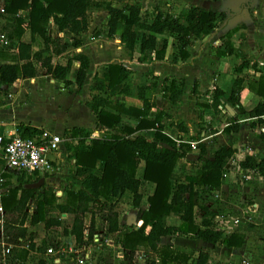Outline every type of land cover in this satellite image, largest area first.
Here are the masks:
<instances>
[{"label":"trees","instance_id":"trees-1","mask_svg":"<svg viewBox=\"0 0 264 264\" xmlns=\"http://www.w3.org/2000/svg\"><path fill=\"white\" fill-rule=\"evenodd\" d=\"M105 1L0 0V7L3 10L0 17L6 16L5 26L0 32L5 33L9 41L6 48H0V59H10L9 57L12 56L11 63L0 64V92L7 91L17 80L36 77L40 70L50 74L52 79L62 83L66 89L71 85L82 88L89 69V61L85 56H75L68 59L64 65L54 64L52 60L69 48L77 49L81 46L82 43L77 37L87 31V12L90 8H104L107 12L105 36L107 39L120 37L121 45L129 54L135 51L138 44L140 54L138 61L141 63L164 59L166 42L163 41L161 48L158 49L156 41L157 36L161 35L172 36L178 56L181 60L186 59L191 36L199 38L209 35L215 30L217 24L226 18V14L222 11L204 9L195 5L182 10L178 15L162 13L155 8L152 17L148 19L145 18L147 15L143 14L138 2L125 4L118 8ZM206 1L217 3L222 0ZM19 12L24 14L20 15ZM50 24L56 28L55 37L50 34ZM26 32L30 35L29 43L22 40ZM65 37L69 38V42ZM36 38L41 40L43 48L33 52L31 43ZM226 46L225 54H233V48L229 44ZM12 50L16 53L9 55ZM73 61H77L79 65L75 78L71 82L68 75L71 72ZM246 65L242 63L239 70ZM107 69L105 79L108 89L122 84L130 74L120 64H109ZM243 83L244 80L239 77L233 81L226 101L232 107H238L240 114L257 118L254 123L261 124L263 120L260 117L264 115V64L260 67L258 79L249 81L246 85L253 95L261 99L249 112H245L238 99L243 90ZM182 84L178 82L176 87ZM174 85L172 81L171 88ZM102 87L101 85L100 88ZM148 90L147 88L138 90V97L143 101L140 110L120 103L113 105L108 98H92L87 106L95 114L97 126L105 128L104 135L97 139L91 138L90 132L82 128L75 127L65 130L64 135L70 139V144L66 145V149L70 153L69 158L75 160L77 167L75 174L84 175L81 189H75L72 186L65 187L62 196L56 197L52 189H45L42 185L40 198L35 201L34 212L29 216L26 210L30 201L34 199L36 190L28 189L26 185L35 182H32L31 178L24 179V177L16 176L17 183L11 185L10 176L7 173L2 174L5 180L3 187H7L8 190L0 197V204L5 214L15 215L13 220L5 219L4 231L8 236L28 242L26 249L13 248L11 256L18 254L20 262L31 257L36 259L34 264H49L44 257L47 248L46 241L42 240L38 245L34 243L33 233L29 232L24 224L25 222H28L29 226L42 224L44 229L60 227L62 225L60 219L46 216V209L50 207H53L59 215L72 216L69 230L64 229L63 231L73 238L75 247H79L83 244L84 219L90 213L92 205L98 206L99 214L98 212L97 214L90 213L88 239H92L95 225L98 223L104 226L106 236L119 233L118 242L123 250L128 252L126 255L129 262L133 253L139 247H144L157 255L159 264L188 263L190 255L169 247L158 248L160 239L163 237H188L190 235L212 245L220 241L222 233L210 229L215 215L200 203L199 192L203 189L220 187L222 171L227 167L234 150L221 147L214 152L213 159L209 160L205 158L204 146H199L200 168L195 175L186 177L187 184H178L173 189L170 177L176 163L185 156L188 150L190 151V146L185 144L177 147L173 140L163 134L160 114L150 123L142 119L151 108L148 98L144 97ZM224 97V93L219 89L213 90L210 107L214 112H217L218 107L223 105ZM106 108L114 109L115 114L108 112ZM121 114L139 117L141 120L135 128L119 127V115ZM142 128L154 131V138L151 142H147L142 137L129 139ZM238 129V123H234L225 127L223 132L225 134L236 133ZM17 132L22 138H29L42 131L18 125ZM260 136L264 137L263 134ZM158 145H163L159 151L157 150ZM141 162L144 164L142 180L153 183L155 188L153 194L146 198L148 209L140 213L138 223L135 228H131L120 224L117 206L125 192L132 195L131 207L133 209H139L142 206V196L139 193L141 179L137 177V169ZM239 166L243 170H252L259 177L264 178V157L246 156L239 162ZM39 179L34 181L38 182ZM195 210L202 213L201 227L203 229L194 224ZM171 214L179 219L178 226L166 225V218ZM242 243V236L236 234H231L222 241L226 247L240 248ZM207 261L208 255L199 252L196 264H207ZM145 264H155V262L149 259Z\"/></svg>","mask_w":264,"mask_h":264},{"label":"crops","instance_id":"crops-1","mask_svg":"<svg viewBox=\"0 0 264 264\" xmlns=\"http://www.w3.org/2000/svg\"><path fill=\"white\" fill-rule=\"evenodd\" d=\"M107 1L109 2V0ZM258 1L261 2L263 0H222L217 3H209L206 0H165L163 3L156 1L157 4H155L154 7L151 9H145L143 7V0H137L136 2L141 5L143 12H146L145 15H147L148 19L152 17L155 8H158L162 13L178 15L182 10H186L195 5H199L204 9L222 11L226 14V18L219 22L215 30L209 35L199 38L191 36L188 47V55L184 60H181L178 56L175 40L170 35H161L156 38L158 49L161 48L163 41L166 42L164 59L162 61L141 63L138 61L140 56L138 44L135 51L132 54H129V52L121 45L120 37H116L114 39H107L105 37L107 28L104 29V37L103 35L100 37L101 42L99 41L100 43L98 45V40L96 38L92 37L90 39H86V33H90L92 29V24H89L86 33L84 32V34L82 33L83 35L80 34L81 36L77 37V39H80L82 43L79 48H69L65 53L54 57L52 60L54 64L64 65L65 63L63 62L57 63L64 56H66L65 62L78 55L85 56L89 61V69L87 71V78L82 88L79 89L76 86L71 85L70 87L74 88L73 90H70L72 92L70 93L66 90L62 83L52 79L50 74H47L45 71L40 70L36 77L32 79L17 80L7 91L0 92L3 96V99H0V137L2 138V145L7 141L8 137L17 130L18 125H24L42 132L47 131L53 135L59 136L61 138V142L59 143L57 150L48 155V158L51 160L53 166L52 175L44 178L36 176L33 179L31 178V180L32 182L37 183L34 180L37 178L43 179L44 183L42 185H44L45 189L50 188L54 192L60 191L62 196L63 189L71 185H68L66 182L64 184V188L61 190L56 188L55 183H64L66 180L64 178L70 177V173H72L73 170L74 172L72 174L75 175L76 178L81 179V181L84 178V175L78 176L75 174L77 167L75 165V160L69 158L70 153L67 152L66 149V145L70 144V139L68 136L64 135L65 130H70L71 128L76 127L90 132L91 138L97 139L103 136L105 128L97 126V118L93 111H91L87 106L91 103L92 98H108L113 105L115 103H120L124 104L126 107H133L140 110L142 109L143 101L138 97V90L141 88H147L149 90L144 97L148 98L151 108L149 109L148 114L142 119L145 120V122L150 123L157 115L160 114V124L163 126V134L173 140L177 147L185 144L190 146V151L188 150L185 156L176 163L170 177L171 187L173 189H175L178 184H187L186 177L195 175L197 170L200 168V162L198 161L199 146H204L206 152L205 158L209 160L213 159L214 152L221 147L232 148L234 150V154L232 158L229 159L227 167L222 171L220 187L217 189L201 190L199 192V201L203 206L208 208L210 212L214 213L215 217L229 215L227 218H236L238 225H236L232 230L228 229V233L220 231L222 233V237L215 245L195 239L189 235L188 237H163L160 239L158 248L169 247L190 255V259L186 264H196L199 252H203L208 255L207 264H241L243 261L248 262V264H264V239L258 240L254 244H247V240L251 235H260L257 228H263L257 227L253 223L252 215L257 206L258 199L263 201L264 199L259 196L254 197L251 205L243 210L239 209L238 212L235 211L231 213L227 211L222 213L224 208H221L223 197L222 193L227 189H230L231 185L236 182L242 184L253 175L258 177L259 180H264V178L259 177L252 170L242 169L241 173H237L235 168H232V161L235 163L237 162L239 165V162L246 156L255 158L264 157V137H261V134L256 132V123H254L255 121L252 120L249 115L240 114L238 112V107H232L226 101L231 92L233 81L237 77L243 79L244 75L248 73L249 70L251 71L254 69L255 73L258 75L255 78L258 79L260 75L258 70L264 64V29L262 28V18L264 17V13ZM166 3H168L167 6H171L172 10L166 9ZM111 5L113 7L120 8L114 3ZM157 5H159V7H157ZM19 14L23 15L24 13L19 12ZM5 23L6 16L0 17V31L5 26ZM106 23L107 20L105 22V27ZM50 34L53 37L57 35L56 28L52 24H50ZM22 40L27 43L30 42V35L28 32L24 34ZM113 40H115V46L106 43L112 42ZM40 41V39L36 38V40L31 43L33 52L43 48L42 42ZM226 44H229L233 48V54H225L227 51ZM15 53L16 52L12 50L9 55H14ZM223 53L225 55L222 56L221 54ZM11 57H9L10 59H0V64L11 63ZM242 63H246L247 65L239 70ZM109 64H120L130 72L128 78L122 84L111 89L106 87L108 83L105 79V75L108 72L107 65ZM72 65L71 72L68 75V79L71 82L75 78L79 64L77 61H73ZM134 71L138 74L146 72L152 73L150 76L146 74V78L151 81V83L147 80L145 83L137 86L135 90L134 88L128 87L129 80ZM172 81L175 85L171 88ZM178 82H182V86L180 85L179 87H176ZM101 85L103 86L102 88H100ZM52 88H54V90H51ZM216 88L222 91L225 97L222 100L223 105L218 107L217 112H214L210 106L212 102L213 90ZM157 90H160L161 94H156ZM113 91H117V93L112 95ZM171 94L175 95L171 96ZM114 96H116L115 98H118L115 100ZM253 98L256 99V106L258 104V97L253 95V93L246 88L244 82L243 90L241 91L238 99L245 112H249L255 107L253 106L251 109L247 110L244 106L248 99L252 101ZM162 100L168 102L170 106L177 105L178 103H184L183 105L187 107L190 104L189 101H199V103L202 104L201 107L211 110V116L209 118L211 122L208 123L211 126L214 121L225 119V117L234 121L233 124L238 123L239 129L236 133L230 132L229 134H224L228 136L229 139L233 137L236 139L241 138L243 135L241 134V131L243 132L245 129L243 128L244 126L242 125V122H250L249 128L254 133V139L252 138L251 143L252 148L246 150L244 149L248 143L246 136L244 141L236 142L235 145L231 144L230 147L220 145L219 147L214 149L212 148V150H210L209 141L213 138H217L216 142L219 143V137L224 138L223 129L232 124L226 123L225 126L218 131L211 128L204 129L198 136L197 134H194L191 129H188L189 126H186L184 121H171L170 113L158 106ZM227 107L234 112L233 116L229 115ZM106 110L115 114L114 109L106 108ZM239 115L240 117L246 116V118H237ZM119 117V127L125 126L135 128L141 120L139 117L125 116L123 114L119 115ZM167 121H169V123ZM201 127L204 126L201 125ZM135 137H142L147 142H151L154 138V131L142 128L140 131L130 136L129 139H133ZM162 147L163 145H158L157 150L159 151ZM241 148L244 149V151ZM97 166L98 162L96 164V167ZM143 169L144 164L141 162L137 169V177L141 179L139 193L142 196V206L139 209L132 208L124 214L119 212L120 224L123 226L135 228L139 221L140 213L148 209L146 198L151 196L154 192L155 185L151 182L142 180ZM0 171L2 174L7 173L10 176L11 185H15L17 183L18 178L14 175V173L11 171L7 172L6 169H3L2 161H0ZM243 176H245V178L242 180ZM40 187L36 189V193L41 191ZM81 188L82 187L80 186L79 189ZM6 190H8V188L3 187V193H5ZM126 197V201L129 203V207H131V193L125 192L122 198L126 199ZM35 201L34 199L30 201V203L33 202L31 203L33 209H35ZM63 215H59L56 212V217L62 222L61 226H63V221L68 219L70 216L65 214ZM201 217L202 213L195 210L194 224L203 229L201 227ZM215 217L213 219V224L210 227L212 230H217L214 227ZM179 223V219L173 214L166 218L167 226H178ZM39 225H28L27 227L28 231L33 233L34 243L37 245L38 243L35 241V231ZM70 225L71 223L69 224V227ZM98 225L96 224L95 227H101L105 231L103 225L100 226L99 223ZM243 225L244 228H241ZM69 227L64 229L69 230ZM261 231L264 233V228ZM231 234L242 236L243 243L240 248L226 247L222 244L223 239ZM118 235L119 233L107 235L115 241V248L114 250L109 251L110 253L107 252L103 256H107L108 258L105 260L101 259V261H98L96 264H145L146 260L149 259L154 260L155 264H159V258L157 255L144 247H139L133 253L131 261L129 262L126 255L128 252L123 250L118 242ZM262 235L264 236V234ZM8 238L11 239L13 237L8 236ZM70 239L71 240L68 243H71L70 246H72L74 244V240L71 236ZM8 242H11V240H8ZM21 242L22 244L17 246L16 249H22L25 244H27V242H24L23 240ZM101 250L103 252L105 251L102 247ZM120 251L125 252L123 259L116 258V252ZM44 257L47 261H49L45 255ZM167 264L175 263L168 262Z\"/></svg>","mask_w":264,"mask_h":264},{"label":"rangeland","instance_id":"rangeland-1","mask_svg":"<svg viewBox=\"0 0 264 264\" xmlns=\"http://www.w3.org/2000/svg\"><path fill=\"white\" fill-rule=\"evenodd\" d=\"M136 1L137 0H109V2H108L106 0L105 2L111 3V4L114 3L115 5H118L119 7H121L127 3L130 4V3H134ZM156 1H160L163 3L165 0H163V1H161V0H143V7L145 9L146 8L151 9L152 7L155 6V4H157ZM258 3L261 5V7L263 9V13H264V0L261 2L258 1ZM167 4L168 3H166V6H167ZM157 7H159V5H157ZM166 9L172 10L171 6H167ZM143 14L145 15L146 12H143ZM146 17L147 16H145V18ZM107 18L108 17H107V14H106V11L104 10V8H100V9L90 8L87 12V20H88V25L92 24L91 25L92 29H91L90 33L85 32L86 33V36H85L86 39H90V38L94 37L98 40V42H97V45H98L101 42L100 37H102L103 32L105 31L104 30L106 28L105 22H106ZM262 22H263L262 28L264 29V17L262 18ZM79 36H81V35H79ZM103 37H104V35H103ZM65 39L68 40L69 38L65 37ZM106 43H109L110 45L115 46V40H113L112 42H106ZM65 60H66V56L62 57L57 63H59V62L65 63ZM253 71H254V69L251 71L249 70L248 73H246L244 75L243 80L245 82V85H247V83L249 81H252V80L254 81L255 79H257L255 77H257L258 75H257V73H255V71L253 73ZM258 71L260 72V69ZM146 74H148V76L152 75V73H148V72L138 74L137 72L134 71L132 73L130 80H129L128 87L134 88V90H135V88L137 86L145 83L148 80L146 78ZM149 82L151 83V81H149ZM73 88L74 87H70L66 90H68V92L72 93L70 90H73ZM51 90H54V88H52ZM116 93H117V91H113L112 95H115ZM156 94H158V95L161 94L160 90H157ZM115 97L116 96H114V98ZM117 98H115V100ZM0 99L1 100L3 99L2 93L0 94ZM249 100L250 99H248L244 104V106L247 110L251 109L256 104L255 98H253L252 101L251 100L249 101ZM257 100H258V103L261 101V99H259V98H257ZM189 103L190 104L188 107L184 106L183 105L184 103H180V104L178 103L177 105L170 106L168 104V102L162 100V102L160 104H158V106L160 108H163L168 113H170L171 121H178V122L184 121L186 126H189L188 129H191L192 132L194 134H197L198 136L201 134V131L204 129L211 128V129H214L215 131H218V130H221L225 126L226 123L233 124V122H234V121L228 119L227 117H225V119L214 121L212 123V126H211L210 124H208L211 122L209 119L211 116V110H209L205 107H201L202 104H200L199 101L193 100V101H189ZM238 117H240V115L237 116V118ZM240 118L245 119L246 116H242ZM169 121H167V122L169 123ZM249 123L250 122H248V121H246L244 123L242 122V125L244 126L243 128H245V129L243 130V132L241 131V134H243V135L239 139L238 138L236 139L235 137L229 139L228 136L224 135L225 134L224 132H223L224 138L219 137L220 138L219 143L216 142L217 138L211 139L209 141L210 150H212V148L214 149L216 147H219L220 145L230 147L231 144L235 145L236 142L244 141L246 136H247L248 143L246 144V147H244V149L246 150V149L252 148L251 143H252V138L254 137L253 136L254 133L249 128V126H250ZM201 125H203L204 127H201ZM215 126H217V127H215ZM244 149H242V150L244 151ZM73 172H74V170L72 171V173ZM72 173H70V177L64 178V179H66L64 183H62V182L55 183L56 188L62 190L64 188V184L66 182L68 183V185H71L75 189L80 188L81 182H82L81 179L76 178L75 175H73ZM59 192L60 191H57V193H59ZM40 194H41V192L36 193L34 195V201L40 197ZM56 196L60 197L61 194H56ZM222 196L223 197H222V203H221L222 207L221 208H224L222 213L227 212V211H229L231 213L235 212V211L238 212L239 209L243 210L244 208L251 205L253 203L254 197L259 196L260 198L264 199V180H259L258 177L253 175L248 180H245L242 184L236 182L235 184L231 185L230 189H227L225 192L222 193ZM126 200H127V197H126V199L122 198V200L119 202V204L117 206L118 211L121 214H124L125 212H128V210L130 211L132 209V207H129V203ZM31 203H33V202H31ZM31 203L28 205L27 210H29V207L32 206ZM130 206H131V203H130ZM98 209H99L98 206L92 205V207L90 208V213L91 214H97ZM46 210H47L46 216L48 218H57L56 212L54 211L53 208L46 209ZM90 213L87 215L86 224L89 223L88 220H89V216H91ZM231 213H229V214H231ZM98 214H99V212H98ZM227 216H229V215H227ZM227 216H225V217H227ZM252 216H253L252 217L253 223L257 227H263L264 228V201L263 200L258 199L257 206H256ZM5 218H8V220L9 219L13 220L15 218V215L5 214ZM71 222H72V216H69L68 219H65L63 221V226H61L59 228L58 227H51L50 229H44L43 225H39L35 231V241L38 244H40L42 242V240H45L46 245H49L51 247L55 245V247H56L55 252L56 253L60 252L62 249H65L67 251L70 244H71V243L69 244L68 242L71 239H70V236L63 231V229L68 228L69 224ZM241 228H244V225L241 226ZM263 228L262 229L257 228L258 229L257 231H259L260 235H251L249 237V239L251 241L249 239L247 240L248 245H249V243L254 244L256 241L264 239V236L262 235L264 233H263V231H261V230H263ZM242 230H244V229H242ZM251 232H254V231H251ZM0 242H1V239H0ZM0 252H1V247H0ZM0 255H1V253H0ZM65 255L68 257L70 256L68 254V252H66ZM18 258H19L18 254L12 255L9 258H6V260L1 259V256H0V264H22V263L23 264H34L36 262V259H32L31 257L29 259L25 258V260L21 261V262H20L21 259L19 258V260H18ZM106 258H108V257L102 256L100 258V261H101V259L105 260ZM62 260H63V262H67V260L64 258V256H62Z\"/></svg>","mask_w":264,"mask_h":264},{"label":"built area","instance_id":"built-area-1","mask_svg":"<svg viewBox=\"0 0 264 264\" xmlns=\"http://www.w3.org/2000/svg\"><path fill=\"white\" fill-rule=\"evenodd\" d=\"M0 13H3L1 7ZM8 45L9 41L6 34L0 32V48H6ZM260 119L263 120V123H257L255 130L258 134L264 135V115H262ZM252 120L256 121L257 118H252ZM60 142L61 138L59 136L53 135L47 131L29 138H22L16 130L8 137L3 145L2 138L0 137V147L2 152L0 160L3 163V169L13 172L15 176L24 177V179H33L36 176H50L53 172V166L48 155L57 150ZM231 165L232 168H235L237 173L242 172V169L237 162L235 163L232 161ZM244 178L245 176L242 177V180ZM4 182L5 180L0 171V197L3 195ZM56 194L58 193L55 192V195ZM59 194L61 193L59 192ZM26 211L30 216L34 212V209L31 206L29 207V210ZM4 221L5 213L0 204V256L1 259L6 260V258L11 256L12 249L17 248V246L22 244V240L15 237L11 239L8 238L4 231ZM86 221L87 219H84V238L81 246L75 247L74 243L67 251L62 249L57 253L55 252V245L52 247L47 246L44 255L49 259V264H96L98 261L100 262V258L107 252L114 250L115 241L106 236L105 231L102 228L96 226L92 239H88L90 222L86 224ZM236 225H238L236 218H227L225 216L215 217L214 227L223 233H228V231L234 229ZM24 227H28L27 222L24 224ZM8 240H11V242H8ZM101 247L105 249L104 252L101 250ZM24 248H28V242L25 244ZM66 252L70 255L69 257L65 255ZM124 255V251L116 252V258L123 259ZM62 256H64L67 262H63ZM241 264H248V262L243 261Z\"/></svg>","mask_w":264,"mask_h":264},{"label":"water","instance_id":"water-1","mask_svg":"<svg viewBox=\"0 0 264 264\" xmlns=\"http://www.w3.org/2000/svg\"><path fill=\"white\" fill-rule=\"evenodd\" d=\"M227 109H228V113H229V115H230V116H233V115H234V112H233L229 107H227ZM43 183H44L43 179H40L37 183H35V184H29V185H27L26 187H27L28 189H34V190H36V189H38ZM128 226H129V225H128Z\"/></svg>","mask_w":264,"mask_h":264}]
</instances>
